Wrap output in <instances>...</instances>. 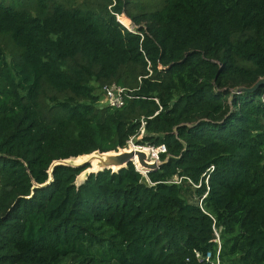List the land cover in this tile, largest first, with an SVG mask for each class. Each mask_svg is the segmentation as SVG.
<instances>
[{
	"label": "trees",
	"instance_id": "trees-1",
	"mask_svg": "<svg viewBox=\"0 0 264 264\" xmlns=\"http://www.w3.org/2000/svg\"><path fill=\"white\" fill-rule=\"evenodd\" d=\"M262 78L264 0H0V264H264Z\"/></svg>",
	"mask_w": 264,
	"mask_h": 264
},
{
	"label": "water",
	"instance_id": "water-1",
	"mask_svg": "<svg viewBox=\"0 0 264 264\" xmlns=\"http://www.w3.org/2000/svg\"><path fill=\"white\" fill-rule=\"evenodd\" d=\"M262 85L264 86V78L258 80L253 87L240 88L238 89V91L251 93ZM174 131H176V129H174ZM79 157L85 158L82 159L80 163H74V159H78ZM135 161L137 166L135 164ZM92 162H96V166L98 169H96L95 171H87L91 168ZM129 163H132L136 170L142 173L143 175L157 170L160 166V164H158L157 162L151 161L149 159V156L143 151V149L137 148L131 150L130 145H128L126 148L118 149V151H111L105 153L94 151L90 154L81 155L76 158L53 161L47 170L48 180L46 181V183L40 186L34 184V188L49 185L52 182L53 169L57 166H65L71 168L85 167L84 170L81 172L85 174V180L90 174L97 173L99 171L111 170L112 172H117L118 170L125 168ZM112 167L116 168V170L113 171L111 169Z\"/></svg>",
	"mask_w": 264,
	"mask_h": 264
},
{
	"label": "built area",
	"instance_id": "built-area-1",
	"mask_svg": "<svg viewBox=\"0 0 264 264\" xmlns=\"http://www.w3.org/2000/svg\"><path fill=\"white\" fill-rule=\"evenodd\" d=\"M141 79L139 78L138 81H140ZM131 91L127 90L126 88L120 87V86H105L102 88V94H103V99L101 100L102 104H105L109 107L112 108H121L124 106L126 99H131L132 97L129 95ZM144 122L141 120V128L139 131V134L135 137L137 140L141 139V137L144 134ZM135 138H131L128 141V145H132L135 148H139V149H143L144 147L142 146H136L133 143V140ZM148 150H150L151 153H155L154 150H158L157 152H164V148L160 147V148H147ZM158 153L156 154L158 156ZM181 178H176L171 180L170 182L172 183H180ZM216 242H218V239L216 240ZM196 259L198 260H205V261H209L211 259V253L207 252L205 254H201V253H196L195 254ZM215 264H218V259L216 258Z\"/></svg>",
	"mask_w": 264,
	"mask_h": 264
},
{
	"label": "rangeland",
	"instance_id": "rangeland-1",
	"mask_svg": "<svg viewBox=\"0 0 264 264\" xmlns=\"http://www.w3.org/2000/svg\"><path fill=\"white\" fill-rule=\"evenodd\" d=\"M127 23V22H126ZM129 30H132V29H134V26H133V24L131 23V21H130V23H129V26L127 27ZM100 95V94H99ZM134 143V142H133ZM135 145V144H134ZM130 147H131V145H130ZM145 147V146H144ZM145 148H148V147H145ZM158 150H154V154L153 153H151V152H148V156H149V159L151 160V161H154V162H157L158 164H160V160L158 159V156L156 155L158 152H157ZM153 156V157H152ZM155 156V157H154ZM85 157H82V158H78V159H75L73 162H75V163H80L81 161H82V159H84ZM84 173L75 181V183L76 184H79V183H81L83 180H84Z\"/></svg>",
	"mask_w": 264,
	"mask_h": 264
},
{
	"label": "bare ground",
	"instance_id": "bare-ground-1",
	"mask_svg": "<svg viewBox=\"0 0 264 264\" xmlns=\"http://www.w3.org/2000/svg\"><path fill=\"white\" fill-rule=\"evenodd\" d=\"M126 24V26H128L129 25V23H125ZM130 149L131 150H133V149H137V148H135L134 146H132L131 145V147H130ZM143 151L148 155V152H150V150H148L147 148H143ZM154 154V153H153ZM153 157V156H152ZM155 157V156H154ZM80 158H82V157H80ZM75 160V159H74ZM75 163V162H74ZM135 164H136V161H135ZM136 166H137V164H136ZM96 169H98L97 168V166H96V162H92V166H91V168L89 169V170H87V171H95ZM113 171H115L116 170V168H111Z\"/></svg>",
	"mask_w": 264,
	"mask_h": 264
}]
</instances>
